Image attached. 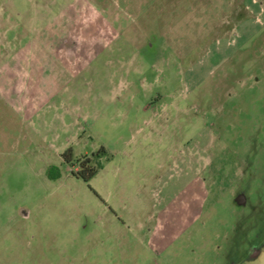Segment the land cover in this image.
I'll list each match as a JSON object with an SVG mask.
<instances>
[{"label":"rangeland","instance_id":"rangeland-1","mask_svg":"<svg viewBox=\"0 0 264 264\" xmlns=\"http://www.w3.org/2000/svg\"><path fill=\"white\" fill-rule=\"evenodd\" d=\"M58 16L73 55L44 60L41 111L0 83V264H264V244L247 252L264 243V0H0V55ZM197 177L201 216L156 247Z\"/></svg>","mask_w":264,"mask_h":264},{"label":"crops","instance_id":"crops-1","mask_svg":"<svg viewBox=\"0 0 264 264\" xmlns=\"http://www.w3.org/2000/svg\"><path fill=\"white\" fill-rule=\"evenodd\" d=\"M75 7V6H73ZM74 10V9H73ZM64 17V16H62ZM60 16L55 19L47 20L43 24H39L36 20L32 21L30 25L22 22V50L16 53H11L9 56L0 55V83L2 89H15V92L18 94V101L13 105L18 110L20 114H34V111L40 110V100L39 96H28V92L36 86L38 82L42 80V69L44 68V60L49 57L55 56H66L67 58L72 57L73 54L59 53L55 51L54 42L55 41H63L67 39V34H61L59 30V20ZM63 26L68 27L70 24L73 25L77 21L74 16H66L64 18H60ZM68 25V26H67ZM28 27L31 29L29 30ZM41 28V34L35 33L36 29ZM34 29V30H33ZM47 32V33H45ZM229 49V48H228ZM227 48L224 49L225 56H229L230 51ZM222 54V51H217ZM14 59H17V62H13ZM13 60V61H12ZM47 104V107L50 106V101ZM67 103V102H66ZM65 105V102H62V106ZM38 110V111H39ZM41 111V110H40ZM183 114L181 116V108L178 107V116L173 118H168L167 121L174 120L179 122L181 119L185 120V110L182 111ZM68 115L65 114L62 120H60L61 125L66 127L67 130H70L69 125L66 124L65 119ZM59 116L56 117L54 123H57ZM159 119H162V115L160 114ZM150 122L154 123V120H150ZM143 131V129H141ZM197 153V152H195ZM194 153V154H195ZM198 154H202V151ZM188 158L183 159L185 164V169L188 170H199L202 167V156L199 158H194L192 160L191 165L187 164ZM200 172H202L200 170ZM198 181V182H197ZM202 177L196 178L195 184L191 187L194 188L191 190L189 194V201L184 203L181 206H177L174 202L172 206L166 207L162 214L166 213L163 218L162 230L160 235L157 238L156 247L163 248L167 245V242L171 239H174L178 234L182 233L188 226H191L200 216L202 212V204H201V196L199 194L202 190ZM199 186L198 191H196V186ZM199 193V194H198ZM202 194V193H201ZM200 194V195H201ZM150 237L156 236V233L153 231Z\"/></svg>","mask_w":264,"mask_h":264},{"label":"trees","instance_id":"trees-1","mask_svg":"<svg viewBox=\"0 0 264 264\" xmlns=\"http://www.w3.org/2000/svg\"><path fill=\"white\" fill-rule=\"evenodd\" d=\"M105 150L101 149L97 154H93L92 158L95 157H100L101 154H104ZM68 156H71V150L69 149L68 151L65 152V154L63 155V158L67 161L70 162V160L68 159ZM92 158L87 157L85 159H83L82 161H80L79 164V170L77 172H73V175L77 178H80L82 180H84L85 182H89L99 171V169L101 168V165L98 164L96 166H92ZM53 167H51L48 171L49 173V177L51 179H56L58 178V175L55 176L54 174H52V169Z\"/></svg>","mask_w":264,"mask_h":264},{"label":"flooded vegetation","instance_id":"flooded-vegetation-1","mask_svg":"<svg viewBox=\"0 0 264 264\" xmlns=\"http://www.w3.org/2000/svg\"><path fill=\"white\" fill-rule=\"evenodd\" d=\"M239 193L240 194H238L237 195L238 197L236 198V203L240 206H245V205H243V203H245V202L242 203V201H245L246 196H245V194L241 193V191ZM263 244H264L263 242L261 244H255V242L248 244L249 248L247 249V252H249V254H250L249 260H255V258L257 256H259V254L261 253V248H262ZM229 257H230V255L228 254L227 259H226V262H227L226 264H236L237 263L235 260L230 261Z\"/></svg>","mask_w":264,"mask_h":264}]
</instances>
